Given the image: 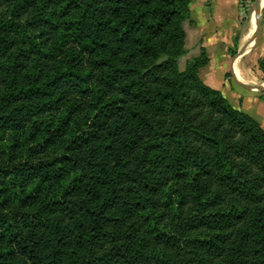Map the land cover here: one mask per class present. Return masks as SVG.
<instances>
[{
    "label": "trees",
    "instance_id": "1",
    "mask_svg": "<svg viewBox=\"0 0 264 264\" xmlns=\"http://www.w3.org/2000/svg\"><path fill=\"white\" fill-rule=\"evenodd\" d=\"M192 2L0 0V264H264V128L181 69Z\"/></svg>",
    "mask_w": 264,
    "mask_h": 264
},
{
    "label": "crops",
    "instance_id": "2",
    "mask_svg": "<svg viewBox=\"0 0 264 264\" xmlns=\"http://www.w3.org/2000/svg\"><path fill=\"white\" fill-rule=\"evenodd\" d=\"M239 9L241 12L240 0H193L191 4V20L193 21L191 22L197 24L195 33L199 35L200 39L196 37L198 41L193 43L190 48L186 47L185 55L191 52L190 49L199 53L202 48H205L210 60L206 65L207 68L203 69L204 66L202 69L203 71L210 69L211 72L209 71L207 76H203V80L212 87H218L216 89H219L234 107L253 116L264 128V89L259 87L264 81V73L259 67V60L264 57V16L255 44L251 46L246 55L236 59L233 64L234 56H232L231 50L238 53L248 44V39L253 35L251 31L253 26L249 28L245 37L242 34L234 33V30L238 29L242 14V12L239 13ZM194 10L199 17L198 21L193 14ZM186 23L187 21L184 26ZM186 32V45H189L188 30ZM237 36L238 44L235 41ZM220 55L221 60L217 62L216 58H219ZM245 57L246 61H244ZM216 71H222L219 77L222 78L221 82L215 83L213 80V74ZM240 81L247 85L241 84Z\"/></svg>",
    "mask_w": 264,
    "mask_h": 264
},
{
    "label": "rangeland",
    "instance_id": "3",
    "mask_svg": "<svg viewBox=\"0 0 264 264\" xmlns=\"http://www.w3.org/2000/svg\"><path fill=\"white\" fill-rule=\"evenodd\" d=\"M241 1V12H242V14H241V12H240V9H239V13L241 14V17H240V22H239V25H238V29H233L234 30V33L235 34H242L243 35V37H245V35L247 34V32L249 31V28H252V23H251V17H252V14H253V11H254V5H255V3H253V1L252 0H240ZM193 14H194V16H195V18L197 19V21H198V15H197V13H196V11L194 10V12H193ZM260 20H257L256 22H258V21H260V22H262L263 21V16H264V5H262V7H261V9H260ZM191 21H193V20H191V18L190 19H188L187 20V23H186V25H185V29L186 30H188V35H189V45H186V47H188V48H190L191 46H192V44L194 43L195 44V42L196 41H198L197 40V38L196 37H198V39H200L199 38V35H197L196 33H195V27L197 26V24L195 25L194 23H192ZM195 22V21H194ZM252 31V30H251ZM238 37V36H237ZM236 37V38H237ZM236 38H235V41H236ZM249 40V39H248ZM199 44H200V41H199ZM250 45V44H249ZM249 47V46H248ZM205 49V48H204ZM202 50H203V48L201 49V52H202ZM206 50V49H205ZM190 51L191 52H188V54L187 55H184V56H182L181 57V59H180V61H179V63H180V67H181V69H184L185 68V66H186V63L189 61V60H191V59H193L194 58V56L196 55V56H198V55H200V53L201 52H197V51H195V50H191L190 49ZM207 51V50H206ZM192 52H194V53H192ZM248 53V52H247ZM246 53V54H247ZM231 54H232V52H231ZM246 54H244V55H246ZM243 55V56H244ZM233 56V55H232ZM221 55L219 56V58H216V61L218 62V61H220L221 59ZM247 60V58L245 57V59H244V61H246ZM243 64H245L244 62H243ZM252 65V64H251ZM251 65H248V66H251ZM244 66V65H243ZM207 68V66H205L203 69H206ZM203 69H202V71H201V73H200V75H201V77H202V79H203V76L205 77V76H207L208 75V73H210L211 72V70L209 69H207V70H204L203 71ZM210 71V72H209ZM207 73V74H206ZM222 73V71L221 72H217L216 71V73H214L213 74V76H214V78H213V80H214V82L215 83H217V82H221V80H222V78H219L220 77V74ZM229 79H230V77H228ZM208 84V83H207ZM214 88H218V87H214Z\"/></svg>",
    "mask_w": 264,
    "mask_h": 264
},
{
    "label": "water",
    "instance_id": "4",
    "mask_svg": "<svg viewBox=\"0 0 264 264\" xmlns=\"http://www.w3.org/2000/svg\"><path fill=\"white\" fill-rule=\"evenodd\" d=\"M258 1H260V0H256V1L254 2L255 5L257 4ZM255 5H254V7H255ZM254 16H255L256 21H257V20H260V10L257 11L256 13H254ZM260 26H261V22H260V21L256 22V27H255V31H254L253 36L249 39L248 44H247L244 48H242V49H241V50H240V51L234 56L233 61H232L233 64H234V62H235V60H236L237 58H239V57L243 56L244 54H246L247 52H249V49H248L249 44H252V45L255 44V42H256V40H257V38H258V35H259ZM232 66H233V65H232ZM240 83L243 84V85H247V84H244V83L241 82V81H240ZM249 86H252V85H249ZM259 87H260L261 89H264V81L261 83V85H259Z\"/></svg>",
    "mask_w": 264,
    "mask_h": 264
},
{
    "label": "bare ground",
    "instance_id": "5",
    "mask_svg": "<svg viewBox=\"0 0 264 264\" xmlns=\"http://www.w3.org/2000/svg\"><path fill=\"white\" fill-rule=\"evenodd\" d=\"M262 5H264V0H261L260 2H257V4L254 7V11H253V14H252V17H251V20H250L251 23H252V26H253V30L251 29L253 34H254V31H255V27H256V19H255L254 13H256ZM251 46H252V44H250V47L248 48L249 50H250Z\"/></svg>",
    "mask_w": 264,
    "mask_h": 264
}]
</instances>
